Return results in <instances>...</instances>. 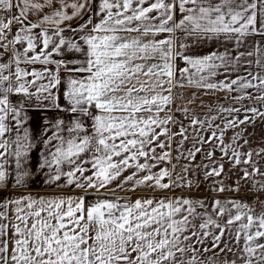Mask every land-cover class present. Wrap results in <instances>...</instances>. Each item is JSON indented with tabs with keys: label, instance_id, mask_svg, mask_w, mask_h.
I'll return each instance as SVG.
<instances>
[{
	"label": "snow or ice",
	"instance_id": "obj_1",
	"mask_svg": "<svg viewBox=\"0 0 264 264\" xmlns=\"http://www.w3.org/2000/svg\"><path fill=\"white\" fill-rule=\"evenodd\" d=\"M257 121L264 0H0V264H264Z\"/></svg>",
	"mask_w": 264,
	"mask_h": 264
},
{
	"label": "rangeland",
	"instance_id": "obj_2",
	"mask_svg": "<svg viewBox=\"0 0 264 264\" xmlns=\"http://www.w3.org/2000/svg\"><path fill=\"white\" fill-rule=\"evenodd\" d=\"M247 131L249 133H254L252 136V147H264V124L257 121L255 128L249 127ZM229 135H231V133H229Z\"/></svg>",
	"mask_w": 264,
	"mask_h": 264
},
{
	"label": "crops",
	"instance_id": "obj_3",
	"mask_svg": "<svg viewBox=\"0 0 264 264\" xmlns=\"http://www.w3.org/2000/svg\"><path fill=\"white\" fill-rule=\"evenodd\" d=\"M34 191H41V192H43V189H34Z\"/></svg>",
	"mask_w": 264,
	"mask_h": 264
}]
</instances>
